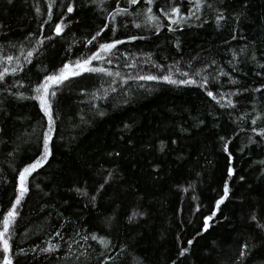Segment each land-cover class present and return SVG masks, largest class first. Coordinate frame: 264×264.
<instances>
[{
  "label": "trees",
  "instance_id": "1",
  "mask_svg": "<svg viewBox=\"0 0 264 264\" xmlns=\"http://www.w3.org/2000/svg\"><path fill=\"white\" fill-rule=\"evenodd\" d=\"M196 4L0 0V219L44 151L35 89L93 54L106 70L51 88L50 155L17 207L12 264H264V0Z\"/></svg>",
  "mask_w": 264,
  "mask_h": 264
},
{
  "label": "snow or ice",
  "instance_id": "2",
  "mask_svg": "<svg viewBox=\"0 0 264 264\" xmlns=\"http://www.w3.org/2000/svg\"><path fill=\"white\" fill-rule=\"evenodd\" d=\"M129 2L131 4H136L138 3V0H129ZM54 3V0H49V9H51L52 4ZM148 3L151 4L152 0H148ZM197 10H199L200 7V0H197V4H196ZM39 11V10H38ZM74 11L72 6H68L67 8V12L68 13H72ZM172 13L176 14L177 16H179V9L178 8H173ZM127 12V9H120L117 8L116 12L113 14L112 18L115 19L116 15H120V14H124ZM147 12L149 13L148 15V20L149 21H156L158 19V17L152 15V9L148 8ZM165 16H168V13H164ZM194 14V13H193ZM223 17L220 16L217 18L218 22L219 19H222ZM49 19H51V11L49 10ZM184 17H180L179 19L173 20V23H179L181 20H183ZM139 26V25H137ZM64 27H66V25L63 24V21H61L60 23L55 25V32L57 35H59L60 33L63 32ZM100 33H97V36H99ZM51 37H49L50 39ZM96 37L94 36L92 38V40H95ZM92 40H89L88 43L91 44ZM123 41H116L115 43H110V44H101L100 48L101 50L108 52L111 49L116 47V44L122 43ZM38 43L42 44L43 41H39ZM34 51V50H33ZM33 51H29L27 52V55L25 57V59H28L30 62V59L33 55ZM8 62H11L14 57L12 56H7L5 58ZM16 59L18 60L19 57H16ZM101 59V56L99 54H93L91 57H89L88 59H84L83 61L81 60H77L74 62V64H65L61 69H59V71L57 73L48 75L45 77L44 81L35 89L36 91V96L33 97L34 99H36L37 101H39V105L41 110L45 113V115L48 117V121H49V131L46 133L45 137H44V141H43V145H44V151L42 153V156L37 159L35 162H33L32 164H30L29 166L25 167L19 174V194L17 195L15 202L12 204L11 208L7 211V213L2 217V219H0V225H2V230H0V244H2V252L4 253V258H3V264H12V259L11 257L8 255V253L11 250V246L9 244V239H10V231H11V227L15 222L16 217L18 216V211H17V207L20 205L21 201L23 200L25 194L28 191L27 188V179L28 177L32 174V172H34L37 168L41 167L48 159L49 155H50V148H49V142L51 140V136H52V124H53V119H52V109H51V102H50V96H55V91H51V88L53 85H60L62 84L64 81L68 80L70 76H78L81 74V72H105L106 70L103 68H95V67H90L91 62L93 60H99ZM13 72L16 71V69H12ZM8 72V69L5 68L3 72H0V80H3L5 74ZM109 75H111V73H108ZM116 75H119V73H117ZM139 79H143V80H155L157 79V77L155 76H142L139 77ZM163 79L169 83H182V84H195L196 81L195 80H182V81H176L171 79L170 76H164ZM206 79H205V83H206ZM235 82V81H233ZM257 91H259V89H257ZM209 96H213V98L215 99V96L212 92L208 93ZM234 95V94H233ZM228 106H233L232 105V101L229 100L228 101ZM253 124L256 123V120L252 121ZM261 134L264 135V129L261 130ZM230 174H231V170H230ZM79 191V189L77 190ZM228 187L227 184L225 185V189H224V197L221 198V200L217 201V208H219V205L222 204L224 202V199L227 198L228 196ZM136 213L134 212L132 214V217H135ZM213 215H215V213H213ZM130 217V219L132 218ZM209 220L211 219V217L208 218ZM253 219H255V217H253ZM206 226H207V221H206ZM92 239H96L95 236L92 237ZM101 243H104L105 246H107V242L102 240L100 241ZM192 242L189 241V244H191ZM245 247H247L245 245ZM46 251H50L52 250L51 248L49 249H45ZM184 251H187V249H184ZM183 254V252L181 253ZM244 253L242 252L241 255H243Z\"/></svg>",
  "mask_w": 264,
  "mask_h": 264
},
{
  "label": "rangeland",
  "instance_id": "3",
  "mask_svg": "<svg viewBox=\"0 0 264 264\" xmlns=\"http://www.w3.org/2000/svg\"><path fill=\"white\" fill-rule=\"evenodd\" d=\"M83 61V60H82ZM71 65V64H70Z\"/></svg>",
  "mask_w": 264,
  "mask_h": 264
}]
</instances>
